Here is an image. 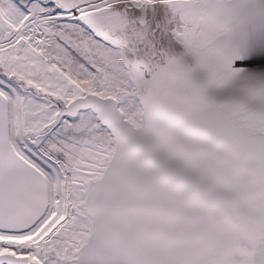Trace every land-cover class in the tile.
Here are the masks:
<instances>
[{
    "label": "snow or ice",
    "instance_id": "6c2138e0",
    "mask_svg": "<svg viewBox=\"0 0 264 264\" xmlns=\"http://www.w3.org/2000/svg\"><path fill=\"white\" fill-rule=\"evenodd\" d=\"M0 264H264V0H0Z\"/></svg>",
    "mask_w": 264,
    "mask_h": 264
}]
</instances>
